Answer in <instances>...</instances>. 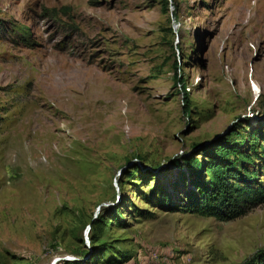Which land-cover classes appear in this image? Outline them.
<instances>
[{
  "label": "rangeland",
  "instance_id": "1",
  "mask_svg": "<svg viewBox=\"0 0 264 264\" xmlns=\"http://www.w3.org/2000/svg\"><path fill=\"white\" fill-rule=\"evenodd\" d=\"M233 130L264 180V0H0V264L248 262L264 204L181 208Z\"/></svg>",
  "mask_w": 264,
  "mask_h": 264
},
{
  "label": "trees",
  "instance_id": "2",
  "mask_svg": "<svg viewBox=\"0 0 264 264\" xmlns=\"http://www.w3.org/2000/svg\"><path fill=\"white\" fill-rule=\"evenodd\" d=\"M235 133L233 130L228 136L219 137L213 146L203 149L204 160L187 155L177 163L187 171L195 187L181 208L228 221L264 204V180L257 169L244 165L254 163V156L258 154L257 151L252 153L251 146L254 142L251 134L255 131L247 137L250 143L247 151L240 148V142L231 139ZM260 159L264 162V150ZM244 264H264V251L256 253Z\"/></svg>",
  "mask_w": 264,
  "mask_h": 264
}]
</instances>
